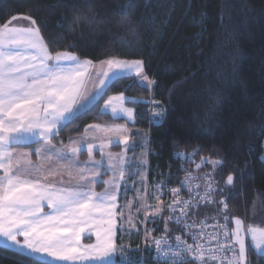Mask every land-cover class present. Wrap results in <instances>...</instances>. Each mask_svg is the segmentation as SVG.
Here are the masks:
<instances>
[{"label":"trees","instance_id":"obj_1","mask_svg":"<svg viewBox=\"0 0 264 264\" xmlns=\"http://www.w3.org/2000/svg\"><path fill=\"white\" fill-rule=\"evenodd\" d=\"M89 7L96 23H73ZM16 16L35 21L51 53L143 62L152 86L136 76L115 79L52 142L66 146L95 124H125L137 149L148 139V185L165 194V213L152 222L151 241L178 231L166 194L189 171L217 181L215 204L202 214L226 205L233 229L234 216L248 221L256 205L264 209V0H0V29ZM124 17L130 25L121 23ZM115 95L128 98L134 122L102 111ZM204 158L218 162L214 171L210 163L195 169ZM136 245L129 261L115 264H140V240ZM247 255L248 264H264L250 246ZM37 261L0 246V264Z\"/></svg>","mask_w":264,"mask_h":264},{"label":"snow or ice","instance_id":"obj_2","mask_svg":"<svg viewBox=\"0 0 264 264\" xmlns=\"http://www.w3.org/2000/svg\"><path fill=\"white\" fill-rule=\"evenodd\" d=\"M96 15L95 9L89 7L86 12L76 14L73 23L84 26L95 24ZM121 23L130 25L127 17ZM101 63H106L109 71L135 68L137 76H140L143 62L139 59L131 62L108 59ZM91 66V60L81 61L70 52L51 54L38 28L20 30L5 24L0 30V168L4 169V177H0V238L20 249V254L28 259L39 257L37 264H49L45 257L60 261H74L78 257L81 260L95 258L98 264H105L107 258L115 253L114 209L118 185L112 184V190L106 188L103 193L95 192L94 185L98 183L96 178L101 175V161H95L90 176L82 174L79 177L81 183L75 187L52 190L39 180L28 179L27 176L31 174L28 168L16 167L13 171V151L9 148L10 140L19 142L26 133H33L49 146L48 152L55 153L58 159L71 164L69 153L75 155L79 148L71 146L69 153L57 152L50 137L56 135L54 130L67 118L65 114L72 115L73 105L79 102L77 97L86 98L81 89ZM103 76L108 78L109 72H103ZM143 81H147L148 85L153 83L147 76L143 77L141 83ZM104 83L105 80L101 79L100 84ZM115 99L121 102L119 108L112 105L111 98L106 106H111L113 113L119 110L131 120L132 109L122 106L123 96ZM156 115L163 116L164 113ZM108 131L120 134L127 129L115 126ZM119 142L128 145L129 137L123 135ZM71 143L75 145L76 142ZM92 147V144L88 145L90 157ZM35 152L40 155L41 149L37 148ZM28 155L21 153L15 159V164L20 165L21 158L27 159ZM109 156L112 154L109 153ZM27 163L31 164L30 159H27ZM119 176L123 178V170H120ZM233 181L234 176L229 174L227 182L232 184ZM99 183L111 184V181ZM42 202L47 203L50 213L44 211ZM240 224L241 221L236 220V243L239 249L231 264H245L246 260ZM81 225L95 231V244H80L81 233L85 231ZM249 231L257 248L264 245V230H259V239L257 229ZM19 237H23V240ZM185 251L192 252L194 249L188 245ZM199 259L203 260V257ZM184 264L195 262L186 258Z\"/></svg>","mask_w":264,"mask_h":264},{"label":"rangeland","instance_id":"obj_3","mask_svg":"<svg viewBox=\"0 0 264 264\" xmlns=\"http://www.w3.org/2000/svg\"><path fill=\"white\" fill-rule=\"evenodd\" d=\"M10 28H13V27H10ZM83 60L85 59H81V61ZM114 60H120V59H114ZM131 61L133 60H127L126 62H131ZM95 64L96 65H93V68H92L93 74L91 75V79L95 78L97 81V85H98L99 80H101L100 78L101 74H103V72L108 70V66L106 63L102 64L101 62H96ZM142 66H143V63H142ZM142 70H143V67H141V71ZM131 71H134V74H135L134 76L139 77L136 74L135 68H132ZM131 71L130 73H132ZM123 72H127V69H124ZM112 75L108 76L106 81H108V79H110ZM148 79L151 80L150 78ZM145 83L148 84V82H145ZM149 86H152V84ZM91 89H92V86H91ZM123 98H127V97L123 96ZM97 101L98 99L95 102H93L90 106L94 105ZM120 104L121 102L118 99H116V101L112 103V105H116L118 106V108ZM103 105L101 109L102 111L106 112L107 111L106 109L109 108V106H106V105L103 106ZM131 109H132V112H135L133 108ZM79 111H77L73 115V117L78 115L84 110H79ZM119 112L120 111L118 110L116 114ZM122 115H124L123 117H125L128 120V117L124 113H122ZM72 118L70 117L66 119L65 123ZM95 125L106 126V125H112V124H95ZM122 125H125V124H122ZM103 132L104 131L96 132V135H95L96 138H94L95 141H98L101 139L102 140L105 139V141H107L109 133H103ZM129 132H130L131 143L128 148V152H126L127 154L126 158H122V159H119V157L111 158L114 155L110 157L109 152L104 151L103 157H102L103 160L101 162V165L99 166V170L102 169V166H103L104 167L103 170H106L107 172H109V176L108 177L104 176L101 181H111V184L98 183L97 193H103L106 188H109V190H112L111 188L112 184L118 185V187L115 189L116 201H115V209H114L116 213V216H115L116 235L113 238L116 249H115V253L107 258V260L105 261V264H115L118 262L129 261L131 259V256L134 254V252H136L139 248V246L136 245V243L139 240H140V244L143 243L144 238L147 241L152 240L151 238H152V233H153L152 232L153 227L151 224L154 220L161 217V215L165 213V201L162 198L165 195L164 192L158 190L157 194H155L154 189L149 188V185H148V152L149 150L147 149L148 147L147 145H148L149 140L148 139L144 140L141 147L137 149L134 147L135 144H134V141L132 140L131 131L129 130ZM84 134L74 137L73 139H71V142L75 141L76 142L75 145L83 144L87 142L91 143V141L93 140L91 136L92 133L90 134V132H88L87 134L86 133ZM99 137L101 139H99ZM122 149L123 147L121 146L115 147L114 151H121ZM207 163H210L213 165L212 167L213 171L218 164V162L212 159L204 158L198 164L195 165V169L197 171H200L202 166ZM113 165L115 167H113ZM120 170H123L124 172L123 178H120L119 176ZM121 186L124 187V189H121ZM157 209H159L160 211L157 212L156 211ZM251 217L252 218L249 219L248 221H246L245 218L242 216L233 217V222H234L233 235H234V242H235L237 249H239V245L238 243H236V229H237L236 220L241 221V224L239 227L241 228L240 235L243 237L245 241V256H246L245 264H248L247 254H248L249 246L253 250H255V252L258 255L264 256V245H261L259 248H257L256 241L252 240V232L249 231V229H257L258 231L256 234H257V238L259 239V236H260L259 230H264V209H261L260 206L256 205V207H254V209L252 210ZM81 226L85 227L84 225H81ZM81 235H84L86 237L85 239H87V241H80L81 245L86 246L89 243H92V244L96 243V237H95L94 230L90 231L87 227H85V231L81 233ZM92 238L94 239L93 241H91ZM8 245L12 249H17L18 251H20V249L14 246H11L10 244ZM121 253H123V255ZM45 259L49 261V264H98V261L95 258H87V259L81 260L78 257L74 261H60V260H55V258H50V257H45ZM36 260H39V257H37Z\"/></svg>","mask_w":264,"mask_h":264},{"label":"crops","instance_id":"obj_4","mask_svg":"<svg viewBox=\"0 0 264 264\" xmlns=\"http://www.w3.org/2000/svg\"><path fill=\"white\" fill-rule=\"evenodd\" d=\"M7 25H8V27H13V28L20 29V30L27 29L30 27L31 28H38L37 24L36 23L33 24V20H31V18L26 17V16H16V17L12 18L7 23ZM0 30H3V27ZM40 37L43 40L44 44L47 45L44 38L42 37L41 32H40ZM51 54L54 55V53H51ZM71 54H73V53H71ZM73 55H75V54H73ZM78 59L81 60L80 58H78ZM107 60L108 59H106L104 61H107ZM120 61L126 62L127 60L120 59ZM95 63L96 62H92V66L89 68L88 74L84 77V84H83V87L81 89V92L84 94V96L86 98L81 99L80 97H77L79 102L77 104L73 105L72 115H69L67 113L65 114V116L67 117L66 119H68L70 117L72 118L73 115L79 110H86V108L91 107L90 105L93 102H95L97 99H99L104 94L107 87L115 79H117L119 77L134 76L135 75L134 71H131V69H127L128 73L123 72V70L112 69L111 71H109V69H108L107 71L109 72V76L112 74H114V75H112V77H110V79H108V81H106L107 78H105L103 76V74H101L100 78L104 79L105 83L103 85H101L100 80H99V83L97 85L96 79L95 78L91 79V75L93 74L92 68H93V65H96ZM141 67H143V66H141ZM143 70H144V67H143ZM143 70L141 71L142 72L141 75L139 77H137L140 81L143 80L141 78L146 76L144 74ZM130 71L132 73H130ZM143 82L145 83L147 81H143ZM91 86H92V89H91ZM120 96H124V95H115V96L110 97L112 99V103L114 101H116L115 98L120 97ZM124 97H126V96H124ZM110 98L104 103L103 106L108 105V101L110 100ZM127 101H128V98H123V105L122 106L125 108H129V106L127 105ZM106 110H107L106 112L111 113L114 117H123L124 116V115H122L121 112H119L117 114L113 113L110 106ZM123 118H125V117H123ZM65 120L61 121L60 124L57 125V128L54 130L55 133H57L58 130L64 125ZM134 120H135V112H133V117L129 121L134 122ZM115 126H124V128L127 129V131H123L120 134L108 131V129L113 128ZM35 131H38V130H34V132ZM102 131H104L103 133H109V136L107 138L108 143H107V141H105V139L102 140L100 137H99V139H101V140L97 139L98 141H95L94 138H96V136H95L96 132H102ZM88 132H90V134L91 133L94 134V135L91 134L92 139H93L91 141V143L87 142V143H83V144L73 145L71 143V141H69L66 146L59 147V146H56L52 142V144L55 145L57 152L69 153V148L71 146H75V147L79 148V151L75 155H72L71 153H69V155L71 156V159H72L71 164H69L65 160L58 159L55 153L48 152L47 149L49 146L44 144V142L40 136L33 135V133H26L24 135V138L19 142L10 140L9 141V148H10V150L13 151V157H12L13 162H14L13 163V171H15L16 167L28 168L30 173H31L30 175L27 176L28 179L39 180L41 184H44L46 186H50V188L52 190H60V189L68 188V187H75L76 185L81 183L79 177L82 174L90 176V170L93 168L95 161L98 160V161L102 162V160H103L102 157H103L104 151L109 152L112 155H114L111 158H117V157H119V159L126 158V155H127L126 152H128V148H129L130 143H131L130 132H129L128 127H126L125 125H122V124H112V125L99 126V127H90L89 126L86 129L85 133L87 134ZM13 135H15V134H13ZM123 135H127L129 137L128 145H124L123 143L119 142L120 137ZM53 136H51L50 138L52 139ZM104 138H105V136H104ZM89 144L93 145L91 157L89 156V152H88V145ZM101 145H104V147L101 148ZM120 146L123 147V149L121 151H114L115 147H120ZM37 148L41 149L40 155H37L35 152V149H37ZM125 149H126V151H125ZM21 153H28L29 154L27 159H30V161H31L30 165L27 163V159H25V158H21L20 165L15 164V159ZM49 157H51V158H49ZM4 162L7 163V160L5 159ZM37 169H39V171H37ZM81 169H84L83 173L81 172ZM103 169H104V167L102 166V169L99 170L101 172V175L96 178L98 183H99V181H101L103 179L104 176L105 177L109 176V172H107L106 170H103ZM0 177H4V169L3 168H0ZM98 183H96L94 185L95 192H98V189H97ZM42 207H43L45 212H48V213L51 212V209L48 208L46 202H42ZM85 238L86 237L84 235H81L80 241H87V239H85ZM19 239L23 240V237H19ZM93 240L94 239L92 238L91 241H93ZM0 246L5 247V248L10 249V250L12 249L11 247H9V245L6 243V241H4L2 238H0ZM13 250H15V252L17 251L18 253H20V251H18L17 249H12V251Z\"/></svg>","mask_w":264,"mask_h":264},{"label":"built area","instance_id":"obj_5","mask_svg":"<svg viewBox=\"0 0 264 264\" xmlns=\"http://www.w3.org/2000/svg\"><path fill=\"white\" fill-rule=\"evenodd\" d=\"M212 183L208 176L189 172L181 185L168 188L166 210L178 231L172 236H156L151 260L144 252L140 264H184L186 258L195 264H231L238 249L228 207L222 205L216 213L202 214L216 201L218 189ZM188 245L194 251L186 252Z\"/></svg>","mask_w":264,"mask_h":264},{"label":"bare ground","instance_id":"obj_6","mask_svg":"<svg viewBox=\"0 0 264 264\" xmlns=\"http://www.w3.org/2000/svg\"><path fill=\"white\" fill-rule=\"evenodd\" d=\"M263 148H262V155H261V158H262V160H263V162H264V154H263V151H264V140H263ZM189 172H191V171H189ZM188 172V173H189ZM187 173V174H188ZM194 173V172H193ZM186 176V175H185ZM182 181H183V179L181 180V182L178 184V185H181V183H182ZM212 184H214V185H216L217 184V181H215V182H213ZM162 234H165V235H168L167 233H162ZM152 235H154V234H152ZM157 235V234H156ZM170 236V235H169ZM148 242L150 243V241H147L145 238H144V241H143V243H141V247H140V249H141V251H142V254L144 253V252H146V245L148 244Z\"/></svg>","mask_w":264,"mask_h":264}]
</instances>
